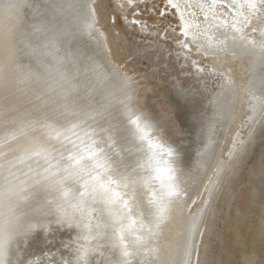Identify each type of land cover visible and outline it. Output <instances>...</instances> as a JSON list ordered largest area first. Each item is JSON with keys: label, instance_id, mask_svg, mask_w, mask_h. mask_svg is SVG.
<instances>
[{"label": "bare ground", "instance_id": "bare-ground-1", "mask_svg": "<svg viewBox=\"0 0 264 264\" xmlns=\"http://www.w3.org/2000/svg\"><path fill=\"white\" fill-rule=\"evenodd\" d=\"M36 2L45 5L48 0H36ZM71 2L76 6L73 9L58 13L55 17L51 13L45 14L49 25L59 29L62 33L60 52L57 55L75 54L81 60L92 58L107 67L114 77L108 91L115 96L114 103L119 109L113 112V116L116 119H123V114L126 111L125 106H127V108L134 110L137 115L147 118L143 123L154 126L147 129L154 147L149 149L148 141L143 142L142 151L139 155L147 159L152 156L153 152L160 151L161 144L165 148L170 147L173 150L171 159L176 162L173 166L182 173L181 180L183 185L187 186L190 195V199H188L183 193L181 194V199H188V206L177 205L170 218L163 225L159 260L156 264H168L172 259V254L166 245L177 236L182 220L187 223L189 228L192 227L194 221L199 226V231L194 237L195 247L191 256L192 264H231L232 258H235L236 254H244L250 249L247 247L248 244L245 246L238 239L243 234L242 225L249 228L252 224L253 211H256L258 216L256 222L254 221L253 239L256 235L264 233V202L258 203L257 201L262 197L264 198V156L246 170L249 180L247 187L241 193L244 202L235 206L234 215L231 220L226 222L227 228L233 224V227L228 229V236L232 237L235 242L237 241L238 245H228V249L225 248L222 241L220 242V237L217 238L213 232V219L215 209L217 210L216 202L219 197L224 195L225 208L226 210L230 208L228 189H230L231 183L246 159L248 149L254 143V136L251 132L253 128H258V133L264 126V62L259 57L262 50L260 44L264 43V34H262L264 33V20L257 14L259 12L257 6H263V2L255 0L257 12L251 14L253 18L249 22H247L249 18H245L242 13L245 12L243 8H247V6L240 4L238 0H165L163 2L169 8H173L175 14H178L182 31L187 33V40H190L194 46L195 52H191V60H197V54L200 59H213L217 67L224 66L225 71L229 74L228 82L217 89L214 94H212V90H201L193 84L183 83L174 74H169L171 85L168 86H170V90L165 89L164 96L178 130L173 129L167 117L160 112L159 101L156 100V97H159L158 94L155 96L146 94L143 97L144 103L147 104L144 108H140L136 104L135 94L143 86H135L129 77L133 74L128 76L110 59L109 50L103 41V32L96 24V15L92 7L95 0H71ZM116 3L121 10V0ZM80 4H86V9H81ZM221 6L225 8L226 12H223L221 8L217 10ZM26 11L29 17L35 16L30 9ZM82 11H86L91 17L93 23L91 31L81 30L80 13ZM261 12H264V6ZM190 15L191 19L187 20L186 18ZM33 22L40 23L41 17L35 16ZM137 24H145V22L137 20ZM137 24L131 22V26H137ZM245 25H248L252 34L244 30ZM110 32L112 33V31ZM233 36L236 37L235 40L232 39ZM240 37H244V39L241 40ZM115 46H117V42H115ZM42 59L45 62L55 63L51 57H43ZM21 63L28 67L20 70L15 64H6L4 54L0 52V141L8 139L13 129H19L21 127L20 122L30 118L26 113H34V105L39 104L24 84L16 83L14 87L7 89L4 86L5 77L16 82L29 71L33 73L45 71L34 58L24 57ZM67 67L71 69L72 65L69 63ZM127 70H129V66H127ZM149 70L154 73L160 72L156 66V61L151 63ZM234 70H237L236 73L239 72V75L236 76ZM122 83L131 85L132 90L129 93H122L120 91ZM129 96L130 100L128 99ZM120 101H123V104L119 103ZM239 110L243 116L240 117L241 119L237 116L238 119L235 122L233 117L239 113ZM112 122L115 123V120ZM234 122L235 124L230 128ZM241 122L243 127L240 131L242 132L245 126V132L244 136L240 134V136L242 135L240 138L237 125ZM229 129L231 130L229 131ZM25 130L28 131V136L20 135L17 132L15 140H10L8 145L0 147V151L7 152L6 157L0 158V164L5 165L4 168L0 169V184L4 183L3 177L7 174L6 160L22 156L26 150H31V137L39 136L43 131L39 128L34 132L29 129ZM247 141H249V145H245ZM136 144L139 147L141 142L137 139ZM9 147L12 149L11 151H9ZM206 148L207 150H205ZM133 153H136L135 149H133ZM198 161L203 162L202 166L198 165ZM221 161L224 162V170L218 178L217 165ZM40 164L42 167H37L34 158L30 161L26 160L19 167L31 176L33 178L32 183H35L36 174L42 175L43 168L47 167L43 161H40ZM29 166L34 171L29 172ZM154 186L158 189L159 183L154 182ZM110 188L113 192L120 194L119 198H115L117 199L116 207L126 213L127 209L122 208V203L124 200L131 202V189L124 188L118 183L111 184ZM209 189H214L211 196ZM108 194L111 195V193ZM45 199L46 196L43 191H35L30 201V208L27 209L29 218H32L33 222L36 218L42 220L44 227L17 235L9 245L8 259L23 262V264H29L30 261L32 264H47L48 261H52L54 264H63L65 260L75 262L77 256L85 252V248L88 251L84 259L90 260L91 264H113V261L120 259L119 249L117 248L114 252L112 244L106 242L105 237L96 235L97 231L101 233L107 231L111 234V228L96 230L94 227L95 239L78 240L77 235L80 230L74 224L70 225L67 221H61L56 215L44 216L42 214L40 205ZM89 202L91 203V200ZM193 204H196V208L192 207ZM100 206L103 207L102 204ZM90 215L95 216L97 213H90ZM203 216L206 218L202 220ZM133 218H135V214ZM129 222V220L124 221L125 224ZM93 224L95 225V221ZM135 227L139 229V220ZM85 234H87L86 230ZM212 238L214 245H220V248H217L220 256H216L215 259V256H209ZM233 246L235 250L232 253ZM239 247L245 249L240 250ZM78 248L80 249L79 252L77 251ZM256 252V250H251L252 256L250 257L246 253L241 259V264H256ZM134 259L139 264L141 259H152V256L141 253ZM181 259L186 260L187 257ZM234 263L236 261L232 262V264Z\"/></svg>", "mask_w": 264, "mask_h": 264}, {"label": "snow or ice", "instance_id": "snow-or-ice-1", "mask_svg": "<svg viewBox=\"0 0 264 264\" xmlns=\"http://www.w3.org/2000/svg\"><path fill=\"white\" fill-rule=\"evenodd\" d=\"M247 6L255 9V0H248ZM74 7L71 0H48L45 5L36 0H0V52L4 54L6 64H15L22 70L28 67L21 63L22 59L29 57L45 69L44 72L29 71L16 82L4 78L6 89L16 83L24 84L39 104L34 105V113H26L30 118L22 120L19 129H13L8 139L0 141V147L15 140L17 132L28 136L25 129L43 131L39 136L31 137V150L6 160L7 174L3 177L4 183L0 184V264H23L7 258L10 243L19 234L44 227V222L38 218L33 222L27 211L37 190L46 196L40 205L42 214L56 215L59 220L74 224L80 230L78 240L95 239L94 227L96 230L111 228V234L97 231L96 235L105 237L114 252L119 249L120 259L113 264H137L134 257L141 253L150 254L152 259H141L139 264H156L163 225L177 205L188 206L190 195L181 180L182 173L173 166L176 162L171 159L173 150L170 147L161 144L160 151L153 152L147 159L139 155L143 142L148 141L149 149L154 147L147 131L154 126L143 123L147 118L127 106L123 119L113 116L119 109L114 103L115 96L108 91L114 77L107 67L92 58L81 60L75 54L57 55L62 33L49 25L45 14L51 13L55 17ZM79 7L86 9L87 5L80 4ZM28 9L41 17L40 23L33 22L35 16L29 17ZM80 20L81 30L93 29L86 11L80 13ZM260 48L259 57L264 62V43ZM43 57H51L55 63L45 62ZM69 63L71 69L67 67ZM131 90V85L121 84L122 93ZM119 103L123 104V101ZM137 139L141 142L139 147ZM6 156L7 152L0 151V158ZM34 158L37 167H42L40 161L47 167L43 168L42 175L36 174L37 179L32 183L33 178L19 165ZM202 163L198 161V165L202 166ZM4 167L0 164V169ZM223 170L224 162L221 161L217 165L218 178ZM32 171L29 166V172ZM154 182L159 183L158 189ZM113 183L131 189V202L124 200L122 203L126 213L116 207L115 198L120 194L110 188ZM213 190L209 189L210 196ZM182 193L188 199H181ZM125 220L130 222L125 224ZM138 220L139 229L135 227ZM198 231L196 221L189 228L182 220L177 236L169 241L172 259L168 264H192L194 237ZM87 251L85 248L75 262L65 260L63 264H91L90 260L84 259ZM182 257L187 259L182 260Z\"/></svg>", "mask_w": 264, "mask_h": 264}, {"label": "rangeland", "instance_id": "rangeland-1", "mask_svg": "<svg viewBox=\"0 0 264 264\" xmlns=\"http://www.w3.org/2000/svg\"><path fill=\"white\" fill-rule=\"evenodd\" d=\"M117 1L118 0H95V4L92 6L96 15L97 27L103 32V41L107 50H109V57L118 65L122 72L126 73L128 76L129 74H133V76L129 77L134 82L135 86H143V88H139L135 94V101L137 100L136 104L140 108H144L147 104L144 103L143 97L146 94L153 96L158 94L159 97H156V100L159 101L160 112L167 117L173 129L178 130V127L174 123L175 119L173 114L168 104L165 102L164 96V90H168L170 87L168 85H171L169 74H174L176 77L180 78L183 83L193 84L201 90H212V94L228 82L229 74L225 71L224 66L217 67L213 59H200L197 54V60H199V62H197V60H191V52H195L194 46L190 43V40H187L188 35H185V32L182 31V24H179L180 18L178 14L173 12V8H169L167 4H163L165 0H131V2H129V0H121V10L117 7ZM238 1L240 4H245V6L248 4V0ZM259 2H263L264 6V0H259ZM255 4L257 6V2H255ZM263 6H257L259 12H257V8L252 9L248 6L247 8H243V10H245V12H242L244 17L249 18L247 22L252 20L253 16H251V14H253V12H257L264 20V12H261ZM167 8H169V10H167ZM219 8H221L223 12H226L223 6L218 7L217 10H219ZM175 18H177V20H175ZM186 19L190 20L191 15ZM137 20H139V22H145V24H137ZM131 22L137 24V26H131ZM149 26H151V28H149ZM115 29H117L118 32ZM244 30L252 34L251 29H248V25L244 26ZM110 31H112V33ZM115 42H117V46H115ZM189 60H191V62H189ZM154 61H156V66L160 69L158 73L149 70L151 63ZM127 66H129L131 72L127 70ZM167 68H169L168 71ZM215 70H217L219 74H217ZM236 71L237 70H234L237 76L239 72H237V74ZM217 78H219V80H217ZM231 83L233 84V82ZM161 99L163 100L160 101ZM237 116L239 119L242 118L243 114H241V110H239ZM238 117L236 119H238ZM236 119L235 122L237 121ZM235 122L230 128L233 127ZM237 126V128H239V137L241 138L242 135L244 136L245 126L242 132L240 130L243 127V123L241 122ZM230 130L231 129H229V131ZM240 134L242 135L240 136ZM253 136L254 143L248 149V155L230 185L231 190L228 189V193L230 192V208L228 210L225 208L224 195L219 197L216 202L217 205L215 207L217 210L215 209V216L213 219V232H215L217 238L220 237V242L222 241L225 248L226 244L223 241L225 234L227 243H229L230 246L238 245V243L237 241L235 242L232 237L228 236V229L233 227V224L229 226L225 232L221 230V226L223 222L226 223L227 220H231V217L234 215L235 206L240 205L237 202L238 197L242 195L241 193L247 187L249 180L246 170L264 156V126L258 133L256 131ZM254 158L257 160L253 161ZM257 201L258 203H262L264 202V198L262 197V199ZM192 207L196 208V204H193ZM252 217L254 218H252V224H250L249 227H252L251 233L254 234V221L256 222L258 217L256 211H253ZM243 227L244 225L241 227L242 233L249 231L248 227H244L245 230ZM243 244L245 246L248 244L247 247L250 248L246 251L249 257L252 256L251 250L257 251V258L255 257L257 259L256 264H264V233L256 235L251 243ZM217 248H220V245H214L212 238L209 256H215L214 259L216 256H220ZM239 248L240 250L245 249L242 247ZM234 250L235 247L233 246L232 253ZM246 253L236 254L234 256L235 258H232V262L236 261L234 264H241V259Z\"/></svg>", "mask_w": 264, "mask_h": 264}, {"label": "water", "instance_id": "water-1", "mask_svg": "<svg viewBox=\"0 0 264 264\" xmlns=\"http://www.w3.org/2000/svg\"><path fill=\"white\" fill-rule=\"evenodd\" d=\"M0 82H1V80H0ZM241 107V106H240ZM237 115L238 114H236L234 117H233V120L235 121V119L237 118ZM257 129L258 128H253V130H252V136L256 133V131H257ZM228 130V129H227ZM249 143V141H247L246 143H245V145H247ZM244 145V146H245ZM249 145V144H248ZM238 157V156H237ZM255 160V158L253 159V161ZM257 160V159H256ZM255 160V161H256ZM237 202H238V204H241V203H243L244 202V198H243V196L241 195V196H239L238 197V200H237ZM207 216V215H206ZM206 216H205V218H206ZM204 218V216H203V218H202V220L203 219H205ZM201 220V219H200ZM226 228H227V223H225V222H223V224H222V226H221V230L222 231H224L225 232V230H226ZM251 228L252 227H249V231H246L245 233H243L242 234V236H240L239 237V240H240V242H242V243H251L252 241H253V238H251V232H252V230H251ZM202 235H203V233H202ZM223 241H224V243L226 244V248H227V244L229 245V243H227V239H226V234H225V236H224V238H223ZM169 248V244H167L166 245V248ZM228 249V248H227ZM169 251L171 252V250H170V248H169ZM198 264H200V263H198Z\"/></svg>", "mask_w": 264, "mask_h": 264}]
</instances>
